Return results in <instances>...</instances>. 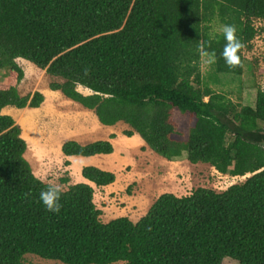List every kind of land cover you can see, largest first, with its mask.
I'll return each mask as SVG.
<instances>
[{
	"label": "trees",
	"instance_id": "1",
	"mask_svg": "<svg viewBox=\"0 0 264 264\" xmlns=\"http://www.w3.org/2000/svg\"><path fill=\"white\" fill-rule=\"evenodd\" d=\"M257 20L264 22V0H0V264H23L28 254L64 264H222L228 256L264 264V88L254 105H243L201 72L202 56L214 55L211 80L214 72L242 75L244 51L264 32ZM222 24L235 27L242 45L232 67L221 56L223 33L214 30ZM19 58L61 77L50 88L102 124L127 123L124 133H138L158 155L250 175L223 191L162 193L137 221L104 222L86 182L59 187L61 208L47 211L39 192L49 183L24 156L20 124L2 112L44 101L39 90L20 94ZM176 113L187 128L182 137ZM61 150L91 156L114 147L65 140ZM82 175L96 186L116 179L91 165Z\"/></svg>",
	"mask_w": 264,
	"mask_h": 264
},
{
	"label": "rangeland",
	"instance_id": "2",
	"mask_svg": "<svg viewBox=\"0 0 264 264\" xmlns=\"http://www.w3.org/2000/svg\"><path fill=\"white\" fill-rule=\"evenodd\" d=\"M256 25L263 27L264 22L257 20ZM219 29L220 26H214V30L220 31ZM244 55L246 63L242 75L214 72L213 77H211L212 80L217 75L219 80L213 82L209 78L211 63L208 62V56L205 55L201 59V72L205 80L209 79V83L215 90L224 92L235 102H241L243 105H254L257 88H264V32H259L253 40L252 49L244 51ZM17 61L25 72V76L18 87L21 95L32 94L36 90H52L50 83L62 82L63 80L61 77L48 74L29 60L19 58ZM0 81H5L2 74H0ZM78 90L84 94L91 93V90L83 86H78ZM52 95V98L48 96L50 105H44V109L35 115H29L30 110L18 109L13 106L4 110V113L12 115L20 124L23 132L22 137L29 141L30 150L34 157H38L37 153L42 147L41 142L46 138L53 137L54 144L52 143L51 146L58 150V147L69 137L70 127L81 115V107H83L81 104L66 97L61 91ZM175 117L183 133L176 135V137L185 136L187 128L181 119V114L176 113ZM120 124L127 125L123 121ZM230 137L231 135L228 134V139ZM142 150V152L134 153L128 159L124 155L127 160L124 161V166L119 173L121 180L119 179L109 191L96 190L97 195L94 196V199L97 207L102 211L101 219L103 221L124 214L135 220L141 215V208L144 209L147 205H152L157 197L165 192L183 196L191 193L197 187H209L223 191L231 184L244 181L250 175L231 176L220 173L208 163H191L186 156L168 160L152 150ZM111 159L116 161L121 158L118 155ZM53 161L55 162L48 163L46 166L43 163L40 169L45 172H52L51 177L55 176V183L63 187L61 178L66 177V161L57 156ZM123 263L120 261L113 264ZM23 264L64 263L28 254ZM222 264L240 263L228 256L222 260Z\"/></svg>",
	"mask_w": 264,
	"mask_h": 264
},
{
	"label": "crops",
	"instance_id": "3",
	"mask_svg": "<svg viewBox=\"0 0 264 264\" xmlns=\"http://www.w3.org/2000/svg\"><path fill=\"white\" fill-rule=\"evenodd\" d=\"M22 59V58H21ZM20 92V91H19ZM44 94V101L39 107H25V108H18V109H26L30 110L29 115H35L40 110H43L44 105H50V101L48 100V96L52 98V94L56 92H60L59 90H46L41 91ZM11 106H6L3 108L2 112ZM81 115L75 121L72 127H70L69 137L66 140H75L81 144H88L98 140H109L113 144L114 151L110 154H96L91 156H82V155H65L61 149L62 144L56 150L55 147L51 146L54 144L53 137L44 140L42 143V147H40L37 156L34 157L33 153L30 150L29 141L24 137L27 142V149L24 153L26 159L30 162L34 174L39 177L44 182L52 183L57 185L55 182V176L51 177L53 174L52 172H45L44 170L40 169V166H46L48 163L52 164L55 161L56 156L60 157L63 161H68L69 164L65 166L66 178L67 182H63V187L57 185L62 189H67L69 185L79 183V182H86L91 184L94 187V196H96V190H105L109 191V189L119 181L120 172L122 167L124 166L123 163L128 157L134 155V153L142 152V149L151 150L146 142L142 139V137L134 132L131 136H128L124 133L125 130H130L131 127L127 125H121L120 122H117L114 125H105L102 124L93 110L81 107ZM7 114V113H6ZM23 133V132H22ZM45 145V146H44ZM120 156L121 159H117L116 161L112 160L115 156ZM124 155L126 158H124ZM48 161V162H47ZM203 163V162H199ZM42 164V165H41ZM96 166L100 169L111 171L115 173L116 179L113 183L104 185V186H96L95 183L91 182L90 180L86 179L82 175V168L84 166ZM95 202V199H94ZM96 203V202H95ZM151 205H147L146 207L141 208L142 212L141 215L133 220L129 215H121L127 216L132 221H137L141 218L145 213L148 211ZM120 217V216H118ZM116 218V217H114ZM113 218H110L104 222H107Z\"/></svg>",
	"mask_w": 264,
	"mask_h": 264
},
{
	"label": "clouds",
	"instance_id": "4",
	"mask_svg": "<svg viewBox=\"0 0 264 264\" xmlns=\"http://www.w3.org/2000/svg\"><path fill=\"white\" fill-rule=\"evenodd\" d=\"M223 33L224 40L226 41L221 56L224 58V63L232 67L238 63L237 50L242 46L240 40L235 36V27L231 24H222L219 29ZM215 56L210 55L208 62H214ZM61 190L52 183L47 184L39 192V200L47 211L53 213L58 212L61 208L60 203Z\"/></svg>",
	"mask_w": 264,
	"mask_h": 264
},
{
	"label": "bare ground",
	"instance_id": "5",
	"mask_svg": "<svg viewBox=\"0 0 264 264\" xmlns=\"http://www.w3.org/2000/svg\"><path fill=\"white\" fill-rule=\"evenodd\" d=\"M26 133H27V130H26Z\"/></svg>",
	"mask_w": 264,
	"mask_h": 264
}]
</instances>
